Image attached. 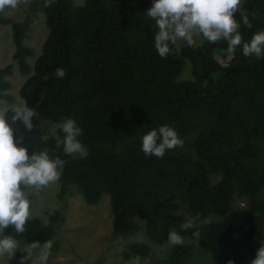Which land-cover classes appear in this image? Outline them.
Listing matches in <instances>:
<instances>
[{"label": "trees", "instance_id": "1", "mask_svg": "<svg viewBox=\"0 0 264 264\" xmlns=\"http://www.w3.org/2000/svg\"><path fill=\"white\" fill-rule=\"evenodd\" d=\"M30 10L43 13L48 29L32 69L29 18L0 15L14 44L0 68V101H12L7 77L16 65L27 76L24 106L58 128L44 138L20 109L5 112L0 239L58 250L55 217L45 224L23 216L27 179L36 189L39 178L57 179L61 197L74 185L87 205L108 194L115 234L134 235L139 219L156 244L175 230L196 240L211 264H247L257 219L264 221V0L227 9L234 34L199 46L187 38L179 48L162 36L177 16L167 0H31ZM186 63L188 80L180 77ZM192 254L179 244L160 259L186 264ZM133 255L152 252L126 245L123 261Z\"/></svg>", "mask_w": 264, "mask_h": 264}, {"label": "rangeland", "instance_id": "2", "mask_svg": "<svg viewBox=\"0 0 264 264\" xmlns=\"http://www.w3.org/2000/svg\"><path fill=\"white\" fill-rule=\"evenodd\" d=\"M35 1V0H34ZM81 5L83 0H74ZM176 11V19L162 30V36H171L179 48L183 41L191 38L196 46L201 45L213 35H232L237 25L227 12L228 8L239 9L241 0H167ZM31 0H0V15L18 21L29 18L30 24L24 39V45L30 51L28 65L33 68L35 59L41 54L48 29L44 15L38 10H30ZM14 44L9 25L0 24V68L11 63ZM181 79H191V67L186 63ZM27 78L21 75L18 67L13 66L7 77L12 97L11 102L0 101V143L8 141L2 126L5 112L9 108H18L24 117L34 124L44 138L55 136L58 125L41 118L28 110L19 95V89ZM26 195L31 197L25 218L37 217L48 224L55 217L54 237L59 248L57 251L31 247L26 243L10 238L0 239V264H165L160 259L175 245H191L192 258L186 264H211L210 254L202 250L196 240L179 235L172 230L170 239L164 244L150 241L145 233L142 220H136L140 229L132 236L122 237L112 229V214L109 195L104 193L98 205H87L74 185H68L62 195L61 184L57 179L39 178V189L33 188L27 179ZM212 182L216 181L211 177ZM244 200L237 199L235 208H240ZM7 214L13 215L14 211ZM211 220V219H210ZM142 243L150 247L152 256L142 258L131 256L123 261L122 252L126 245ZM252 248V252L248 248ZM159 258V259H158ZM247 264H264V221L257 219V233L247 245Z\"/></svg>", "mask_w": 264, "mask_h": 264}]
</instances>
